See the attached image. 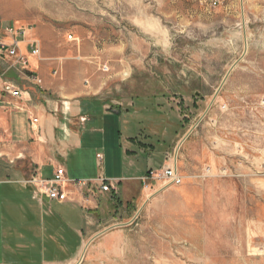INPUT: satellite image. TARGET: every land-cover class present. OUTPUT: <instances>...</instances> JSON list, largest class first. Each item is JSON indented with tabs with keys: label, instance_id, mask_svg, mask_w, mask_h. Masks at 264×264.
Masks as SVG:
<instances>
[{
	"label": "rangeland",
	"instance_id": "rangeland-1",
	"mask_svg": "<svg viewBox=\"0 0 264 264\" xmlns=\"http://www.w3.org/2000/svg\"><path fill=\"white\" fill-rule=\"evenodd\" d=\"M8 27L24 41L50 27L76 54L90 36L97 54L82 63L161 80L164 105L138 99L132 134L155 147L153 172L173 148L204 185V199H148L134 219L94 221L71 264H264V0H0V42ZM14 65L0 53L1 71Z\"/></svg>",
	"mask_w": 264,
	"mask_h": 264
},
{
	"label": "crops",
	"instance_id": "crops-1",
	"mask_svg": "<svg viewBox=\"0 0 264 264\" xmlns=\"http://www.w3.org/2000/svg\"><path fill=\"white\" fill-rule=\"evenodd\" d=\"M94 40L83 37L76 54L65 49L52 28L42 27L21 44L28 71L16 65L0 70V264H71L86 251L94 221L134 219L148 199H204L203 183L184 175L173 148L161 159L162 169L177 167L182 184L150 180L146 187L155 147L134 136L131 125L138 99L161 98L164 105L166 86L140 69L103 72L82 63L97 54ZM33 41L39 58L28 50ZM120 122L116 131L114 124ZM143 156H149L146 173L140 169ZM68 163L92 186L71 187L65 203L39 194L38 189L45 191L41 182L52 180L58 168L69 179ZM101 179L110 191L102 190Z\"/></svg>",
	"mask_w": 264,
	"mask_h": 264
},
{
	"label": "built area",
	"instance_id": "built-area-1",
	"mask_svg": "<svg viewBox=\"0 0 264 264\" xmlns=\"http://www.w3.org/2000/svg\"><path fill=\"white\" fill-rule=\"evenodd\" d=\"M214 5H217V2L214 3ZM16 28V27H15ZM4 34L9 35L12 37V40L9 42L1 41L0 42V53L2 57L8 58L13 60L14 64L16 66H19L22 71H28L29 69V60L28 55L25 54L22 51L21 44L24 41V38L27 36V33L23 31L21 28H16V30L11 28H5L3 31ZM67 43L71 44H79L80 38L76 37L73 34H69L67 36ZM30 48V55L36 58H39L40 56V47L38 45V42L33 41L29 44ZM99 69L103 72H109L110 68L107 65H100ZM57 73L54 72V75ZM34 81L38 84H42V80L39 78H34ZM12 96L14 97H20L21 93L20 91L11 92L9 91ZM34 124L38 123L37 119H34L32 121ZM97 158L99 161L103 160V155L99 154L97 155ZM153 180V181H162L166 183L168 186H179L183 182V178L180 176L179 171L177 167H165L160 172H153L150 171L148 176L144 179L146 187L147 182ZM104 185L102 187V190L104 192H108L111 189V186L107 184L106 180H99ZM41 184H46L45 191H39L41 195H45L49 198L51 201H55L58 203H65L69 200L70 197V189L73 188H79V189H89L93 181H71L67 177L66 170L64 168H58L54 178L50 181H42Z\"/></svg>",
	"mask_w": 264,
	"mask_h": 264
},
{
	"label": "bare ground",
	"instance_id": "bare-ground-1",
	"mask_svg": "<svg viewBox=\"0 0 264 264\" xmlns=\"http://www.w3.org/2000/svg\"><path fill=\"white\" fill-rule=\"evenodd\" d=\"M84 250H85V248H84ZM84 250H83V252H82V255H83V254H84V252H85Z\"/></svg>",
	"mask_w": 264,
	"mask_h": 264
},
{
	"label": "water",
	"instance_id": "water-1",
	"mask_svg": "<svg viewBox=\"0 0 264 264\" xmlns=\"http://www.w3.org/2000/svg\"><path fill=\"white\" fill-rule=\"evenodd\" d=\"M84 255H85V252H84V254H83V257H84ZM83 257H82V258H83Z\"/></svg>",
	"mask_w": 264,
	"mask_h": 264
}]
</instances>
